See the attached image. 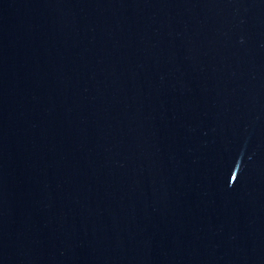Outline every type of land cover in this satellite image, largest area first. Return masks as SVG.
<instances>
[{"label": "water", "instance_id": "1", "mask_svg": "<svg viewBox=\"0 0 264 264\" xmlns=\"http://www.w3.org/2000/svg\"><path fill=\"white\" fill-rule=\"evenodd\" d=\"M0 264H264V0H0Z\"/></svg>", "mask_w": 264, "mask_h": 264}]
</instances>
